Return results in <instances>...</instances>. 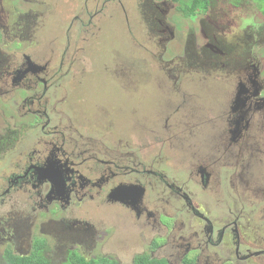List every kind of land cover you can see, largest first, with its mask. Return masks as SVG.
Wrapping results in <instances>:
<instances>
[{"label":"flooded vegetation","instance_id":"af4514ba","mask_svg":"<svg viewBox=\"0 0 264 264\" xmlns=\"http://www.w3.org/2000/svg\"><path fill=\"white\" fill-rule=\"evenodd\" d=\"M134 2L132 10L124 6L127 0H83L65 24L67 33L73 28L81 34L80 41L58 37L63 12L55 13L61 22L49 10L46 18L42 12L13 13L8 23L0 7V103L22 90L13 110L0 107V200L8 206L0 211V244L6 240L30 255L33 243L28 237L17 242L19 228L62 221L64 228L78 226L76 213L86 212L92 221L108 207L116 220L102 224L105 264H264V112L256 114L257 102H264L261 32L256 34L251 15L220 12L206 0L196 13L199 28L185 27L179 58L154 68L151 57L160 60L153 55L159 46L176 41L175 30L158 23L161 4L173 1ZM109 4L121 9L126 35L109 32ZM140 6L146 10L138 11ZM132 12L147 24L140 33L144 43L128 40ZM230 14L241 15L243 25L239 35L227 38L221 18ZM93 15L103 24L95 31ZM112 39L121 48L110 49ZM43 46L57 47L60 58L44 57ZM142 50L151 57H141ZM89 52L92 64L86 66ZM207 63L218 67L219 75L212 76L221 87L216 98L208 96V76L194 67ZM82 66L87 79L77 77ZM129 115H143L149 133L125 129ZM50 204L62 219L45 223L36 212ZM18 221L24 225L11 227ZM87 227L90 246L81 237L72 246L43 233L46 260L64 263L74 252L93 258L102 232Z\"/></svg>","mask_w":264,"mask_h":264},{"label":"rangeland","instance_id":"374dc122","mask_svg":"<svg viewBox=\"0 0 264 264\" xmlns=\"http://www.w3.org/2000/svg\"><path fill=\"white\" fill-rule=\"evenodd\" d=\"M124 3V0H122ZM172 3H164L161 4L159 2V4H161V8H165V10H163V20H162V24H165L166 27H163L164 30L167 29V32L169 31V29L173 28V30H175V37L174 40L176 39V41L170 42L168 45V41L167 43L164 45V47L159 46V51L154 53L153 55L157 56L158 59L160 58V60H155V57H151L149 56V52H147L146 50H142V56H149L153 59L154 61V68H157L159 66H165L166 64H170L172 63L176 58H179L182 48H183V43H184V36H185V27H196L199 28V18L198 15L196 16V13L199 11V9H197L195 11V14L192 15L191 17H186L185 15L187 14L186 12V7L184 6V4L179 3V1L177 0H172ZM187 4H190L191 0H182ZM201 1V8L205 5L206 0H198ZM197 1V2H198ZM128 3H124V6H128L130 5L131 9H135L136 7L133 5L134 0H127ZM234 3V5L236 6V8H234L231 3ZM83 3V0H58V2L56 4H54L53 0H0V7L3 9V13L6 15V19L8 21V23H10L11 21H13L14 19L11 18L13 13H25L28 11H32V12H42L44 13V18L52 16V15H48V11L49 10H54V14L58 13V12H63L64 14V24L61 28H59L56 33L58 35V37L64 39L67 35L70 36V40L72 39H76L80 41V33H75L73 32V28L72 31L69 33H67V26L65 25L67 21H69V19L71 18L70 16L79 10L81 4ZM53 6V7H52ZM213 8L212 9H217L220 8L221 11H226L229 12L228 9H230L232 12H240L244 15H251L252 19L251 21L253 22V26L256 29H259L261 32L260 35V40L263 43L264 42V0H213L212 5ZM120 8L116 5V4H109L106 11V21L109 22L108 27H109V32L112 34H115L116 32L118 33H123L126 35V29H125V24H124V15L122 13H120ZM142 10H146V7H142L140 6L138 8V11H142ZM129 22H130V26L132 27V29L134 30V33L129 37V41L130 42H135V43H144L143 40L141 39L140 33L144 32L147 24L144 20H140L138 19V12H132V13H128L127 14ZM42 16H37V18L35 19V24L39 23V18ZM56 17V22H61V18H58L57 15L55 14ZM242 16L239 14H230V15H224L221 18V21H224V25H223V33L226 35L227 38H231V36L235 37L236 35H239L242 30L239 29L240 26L243 25L242 23ZM135 22V25H132V22ZM93 28L95 31V27L97 28H101L103 27L102 24V17L101 16H97L95 17V15H93V20H92ZM35 27V26H33ZM156 27V25H153L151 28ZM184 28V31L181 35H178L177 33L180 32V29ZM253 28V29H254ZM105 39L107 37H104ZM114 42L111 44V48H121V42L117 41L115 39ZM238 42L242 43L239 39H235ZM226 41V40H225ZM199 42V40H198ZM228 42V41H226ZM80 43V42H79ZM0 44H4V42H1ZM264 45V44H263ZM5 46L10 47L12 46V42L11 41H7L5 43ZM132 46H129V48H131ZM151 48V47H150ZM43 50V55L46 58H60L59 52H58V48L54 47L51 48L49 46H43L42 47ZM107 49H103V55L102 58L103 59H107ZM42 55V56H43ZM259 60H262V58L260 56H257ZM264 61V60H262ZM92 64V52H89V54L83 58V65H91ZM56 70V68H54ZM81 69H83V66L79 69L78 73L79 75L77 76L78 79H87L89 77V72H83L81 71ZM87 69V68H86ZM63 71V70H62ZM221 76H225L224 72L220 73ZM208 80H209V84L212 87L210 88V92L208 94L209 97H214L216 98L217 95L220 94L221 92V87L217 82H214V78L212 76H208ZM90 81V80H89ZM88 81V82H89ZM108 83V82H107ZM41 89V84L38 83L36 90H40ZM103 94L105 96L106 99L111 100L112 99V95L109 92V90L107 91H103ZM14 95V94H13ZM13 95H11L9 97V100L7 101H2V103H0V107L1 108H6L8 111H11L14 109V107L16 106L17 102L19 101V98L22 95V90L18 89L16 91V94L13 98ZM112 106L117 107V108H121L120 105H115L113 104V102H111ZM204 105L206 106V103H204ZM10 114H13V112H9ZM144 115V114H143ZM143 115H139V116H133V115H129V120L126 124V121L123 122L124 124V128L126 129H132V128H138L142 133L147 134L149 133V129H147L144 121H143ZM16 117V121L19 122L18 117ZM138 118V123H136L134 120L135 118ZM146 117V116H144ZM25 120L27 119L26 117L24 118ZM253 122H254V113H253ZM134 124H136V126H134ZM261 131H263V129L261 128ZM139 144L143 147H145V142L144 141H139ZM146 148V147H145ZM85 174V173H84ZM83 174V175H84ZM3 201L0 200V203H2ZM8 206L6 205V200L0 205V211L2 212H6L7 211ZM47 208V210H46ZM53 209V204H50L47 207H44L40 210H38L36 213L39 214L40 217L45 218L44 222L46 223L48 220L50 219H62V213L59 212L58 216H55L51 213V210ZM98 218H96L98 220V222H96L95 225V230H98V233L101 231H103L102 228V224L104 223H109L111 221H115L116 218L112 217L110 215V210L108 207L105 208L104 212L102 213V210H99L97 212ZM102 216V218H101ZM75 219H73V222L75 224H79V225H85L87 226V224H91L92 225V221L87 220L90 216L86 213V212H80V213H76L75 214ZM20 223L19 222H14L11 224V227H20ZM32 225H28L27 227H21L18 229L19 232L16 233V236H22L24 235V237H28L29 243H32L34 238L38 237V236H42V234H48L51 237L54 238V240L59 243V242H64L67 241L65 238V221H62L59 224H55V223H47L44 225V227L40 228L37 226H34L31 229ZM31 229V230H30ZM41 230V232H40ZM92 230V228H91ZM16 236H10L8 239L10 242H14V238ZM108 235L105 236V232H102L100 235V242H98L97 244H95V249L92 251L90 250V252L92 251L93 254V258H91L90 260H94L96 261L98 264H102L106 261H109V259H104V257L108 256V254L104 253V252H100V248L102 245L106 246V243H102L106 240ZM95 238V237H94ZM46 240V239H45ZM3 244H0V251L2 250V248L9 244V242H7L6 240H2ZM19 243V240L17 241ZM156 243H160L161 240L156 239L155 240ZM155 242L153 243V245L155 244ZM94 244V243H93ZM116 244V243H115ZM120 243H118L119 245ZM72 246H75L76 244H71ZM89 252V253H90ZM88 253V254H89ZM51 254V253H50ZM60 260H64L62 256H60ZM124 263V262H122ZM133 264V263H132Z\"/></svg>","mask_w":264,"mask_h":264},{"label":"trees","instance_id":"16d2710c","mask_svg":"<svg viewBox=\"0 0 264 264\" xmlns=\"http://www.w3.org/2000/svg\"><path fill=\"white\" fill-rule=\"evenodd\" d=\"M179 3L184 4L186 7V12L188 16H192L195 14L197 9L201 7V1L198 0H191L190 4L185 3L182 0H177ZM198 1V2H197ZM259 29H256V34L259 36ZM258 36L256 39L258 40ZM233 43L234 40L229 41ZM33 249L30 255H22L12 249L10 245H7L0 251V264H98L94 260L85 259L80 254L74 252L71 255L69 261L64 263H54L50 262L51 257H47V260L44 256V249L47 248L46 240L42 236H38L33 240ZM52 251L49 249L48 254ZM150 264L147 260L143 261H135V264ZM105 264V263H102Z\"/></svg>","mask_w":264,"mask_h":264},{"label":"clouds","instance_id":"9594fccd","mask_svg":"<svg viewBox=\"0 0 264 264\" xmlns=\"http://www.w3.org/2000/svg\"><path fill=\"white\" fill-rule=\"evenodd\" d=\"M48 196V200H53L54 199V193L53 192H46V194ZM44 197V195H43ZM96 218H98V215L96 213ZM102 218V216H101ZM98 220L97 219H93L92 220V225L96 224ZM44 226H41L40 228H42ZM65 229V238L67 241L70 242V244H76L77 240L81 237L83 240L84 245L86 246H90L92 245V240L89 238V229L87 226L85 225H78V226H71V227H66ZM104 259H106V257H104ZM105 263V262H104Z\"/></svg>","mask_w":264,"mask_h":264},{"label":"water","instance_id":"95a60500","mask_svg":"<svg viewBox=\"0 0 264 264\" xmlns=\"http://www.w3.org/2000/svg\"><path fill=\"white\" fill-rule=\"evenodd\" d=\"M160 25H162L161 22H158ZM210 60H215L214 56L210 59ZM194 67H196L199 71L197 74L203 75V76H218V67L217 65L213 66L210 64H206L204 67L198 66V65H194ZM264 112V102L263 101H258L257 102V106H256V114L258 116H260L262 113ZM264 115V113H263ZM43 172V170L41 171ZM42 174V173H41ZM20 223V225H24L23 221H18ZM96 224H93V227L95 228ZM19 235V234H18ZM19 240V243H24L26 242V238L22 235V236H17V241ZM26 245H24L22 248H25ZM20 253V252H19ZM22 255H25V253H20Z\"/></svg>","mask_w":264,"mask_h":264}]
</instances>
